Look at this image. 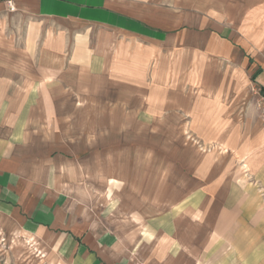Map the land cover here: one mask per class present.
Wrapping results in <instances>:
<instances>
[{
    "label": "rangeland",
    "instance_id": "1",
    "mask_svg": "<svg viewBox=\"0 0 264 264\" xmlns=\"http://www.w3.org/2000/svg\"><path fill=\"white\" fill-rule=\"evenodd\" d=\"M244 10L246 15L241 14ZM237 11L236 17L243 22L217 24L211 33L196 30L192 41L184 28L165 80L152 69L147 56L137 55L139 46L133 41L113 39L114 35L100 29L70 28L23 15L1 17V76L17 77L20 93L26 90L22 85L27 77L39 78L36 70L45 63L53 70L60 66V82L66 85L38 82L29 89L35 127L42 128L41 122L48 118L50 127H58L57 119L65 118L67 132L108 131L107 136L97 137L96 146L86 142L87 136L73 135H67L65 146L61 145L63 153L76 155L78 162L81 159L83 167L75 172L81 175L76 192L81 191L87 213L98 212L111 220L105 228H120L124 221L139 223L136 214L141 209L147 223L153 215L162 223L176 211L179 224L185 226L186 209L197 203L190 193L202 190V185L211 194V214L242 203L223 194L229 193V187L254 180L247 162L256 154V149H249L255 147V131L264 127V79L253 56L260 46L249 36L257 27L264 32V25L251 23L248 8ZM224 27H229L230 37L228 32L219 33ZM72 31L87 33L84 45L100 61L96 67L88 61L69 63V56L52 54L63 49L69 55ZM222 36L226 38L221 40ZM112 46L116 51L105 56V48ZM104 60L111 62L107 68ZM202 124H210L205 133ZM78 139L79 146L74 142ZM143 234L150 239L149 233ZM258 235L259 260L264 257L260 247L264 240ZM166 250L156 248L160 257ZM226 251L228 255L233 248ZM240 256L230 254L225 264H249L255 257ZM0 264L56 263L43 243L0 221Z\"/></svg>",
    "mask_w": 264,
    "mask_h": 264
},
{
    "label": "crops",
    "instance_id": "2",
    "mask_svg": "<svg viewBox=\"0 0 264 264\" xmlns=\"http://www.w3.org/2000/svg\"><path fill=\"white\" fill-rule=\"evenodd\" d=\"M9 1L14 12L8 10ZM247 8L253 17L251 23L264 25V0H0V19L23 15L67 24L70 28L106 31L116 37L113 39L137 44V55L147 56L149 65L165 80L171 71L172 56L178 53L176 43L184 35V28L192 41L196 30L211 33L217 24L243 22L236 17L237 9ZM241 14L247 13L244 10ZM227 28L219 33L226 34ZM72 33L69 55L63 49L52 54L69 56V63L82 65L88 61L96 67L100 61L84 45L89 38L87 33ZM231 34L228 32V37ZM249 37L260 46L253 56L256 69L264 79V42L261 43L264 32L257 27ZM113 50L116 51L113 46L106 47L105 56ZM143 62L146 66V61ZM110 63L106 60V68ZM40 67L36 70L40 72H37L39 78L27 77L22 85L26 90L21 89L20 93L17 77L5 78L0 69V221L43 243L56 264H225L230 254L241 257L240 253L255 255L249 264H264V257L257 258L258 234L264 240V202L260 203L264 192V127L255 131V147H249L250 151L256 149L253 161L247 162L252 166L254 180L245 181L240 187H229V193L223 194L228 199L242 201L239 207L233 205L211 214L208 208L211 194L202 185V190L197 188L190 193L197 203L186 209L185 226L179 224L176 211L162 223L155 215L147 223L146 212L141 209L136 215L143 222L139 220L131 225L123 220L120 228H105L104 224L111 220L99 217L102 215L98 212L95 216L87 213L81 191L76 192L81 175L75 172L83 167L81 159L78 162L76 155L63 153L61 145L65 146L67 135H73L87 136L86 142L91 145L95 142L96 146L97 137L107 136L108 131L96 128L85 133L72 129L67 132L63 127L65 118L57 119L58 127H50L49 118L46 122L43 119L42 128L35 127L33 94L29 89L38 82L41 86L54 82L66 86L60 82V66L57 70L45 63ZM261 85L264 87V80ZM207 126L210 124H202L203 133ZM79 141L74 142L79 146ZM233 150L242 155L241 149ZM145 232L150 239L142 235ZM161 234L166 237L160 238ZM163 247L167 250L160 257L156 248ZM227 247L233 251L225 255ZM260 247L264 249V242ZM240 248L238 252L236 249ZM252 249L255 251L251 254Z\"/></svg>",
    "mask_w": 264,
    "mask_h": 264
},
{
    "label": "built area",
    "instance_id": "3",
    "mask_svg": "<svg viewBox=\"0 0 264 264\" xmlns=\"http://www.w3.org/2000/svg\"><path fill=\"white\" fill-rule=\"evenodd\" d=\"M7 7H8V10H9L10 12H14V11H15V8H14V6H13V4H12L11 1L7 2ZM263 99H264V98H263Z\"/></svg>",
    "mask_w": 264,
    "mask_h": 264
},
{
    "label": "trees",
    "instance_id": "4",
    "mask_svg": "<svg viewBox=\"0 0 264 264\" xmlns=\"http://www.w3.org/2000/svg\"><path fill=\"white\" fill-rule=\"evenodd\" d=\"M260 93H263L262 91ZM264 98V97H263Z\"/></svg>",
    "mask_w": 264,
    "mask_h": 264
},
{
    "label": "bare ground",
    "instance_id": "5",
    "mask_svg": "<svg viewBox=\"0 0 264 264\" xmlns=\"http://www.w3.org/2000/svg\"><path fill=\"white\" fill-rule=\"evenodd\" d=\"M26 241V240H25ZM29 250V249H28ZM32 251V250H31ZM26 252V251H25Z\"/></svg>",
    "mask_w": 264,
    "mask_h": 264
}]
</instances>
